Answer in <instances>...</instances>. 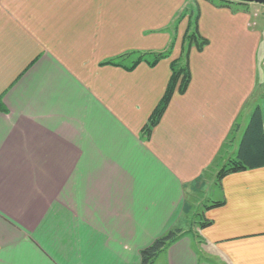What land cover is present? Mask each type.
I'll return each mask as SVG.
<instances>
[{"label": "crops", "instance_id": "obj_1", "mask_svg": "<svg viewBox=\"0 0 264 264\" xmlns=\"http://www.w3.org/2000/svg\"><path fill=\"white\" fill-rule=\"evenodd\" d=\"M188 5L208 43L146 134ZM171 43L155 66L129 68ZM0 99V264H141L180 226L188 188L227 143L238 150L256 105L264 124V5L0 0ZM219 197L211 224L153 264H264V167L225 174Z\"/></svg>", "mask_w": 264, "mask_h": 264}, {"label": "trees", "instance_id": "obj_2", "mask_svg": "<svg viewBox=\"0 0 264 264\" xmlns=\"http://www.w3.org/2000/svg\"><path fill=\"white\" fill-rule=\"evenodd\" d=\"M222 1L225 3L233 2L231 0ZM186 14L190 16L191 21L183 37L182 54L171 62V76L166 91L144 127L146 134H150L153 127L159 122L173 95L175 93L183 94L187 91L192 79L189 66V54L192 48L195 47L198 50H202L208 43L207 39L198 31L197 23L199 13H197L191 5H188L180 14L175 23V27L177 28V23L181 18L185 17ZM172 47L173 43H171L170 47L165 51L135 53L134 55L137 56V58L129 68L136 67L141 61H146L150 66H155L161 59L170 56ZM110 63L117 64L114 61H110ZM3 107L4 105L0 99V109ZM259 167H264V124L261 108L259 105H256L242 136L238 150L234 157L230 158L221 170L219 179L231 172ZM209 224H211V221L203 222L201 227L203 228ZM182 235H184V233L179 227L169 230L152 245L141 251V264H153L161 252L178 240Z\"/></svg>", "mask_w": 264, "mask_h": 264}, {"label": "rangeland", "instance_id": "obj_3", "mask_svg": "<svg viewBox=\"0 0 264 264\" xmlns=\"http://www.w3.org/2000/svg\"><path fill=\"white\" fill-rule=\"evenodd\" d=\"M249 121L250 116L248 117L246 126H244L240 135V141ZM236 150L237 149L235 146L229 145L227 143L217 163L205 173L203 179L188 188L185 212L179 226L184 234H191L193 237L198 236L200 229L202 228L201 224L203 222L209 221L205 215V211L209 207L219 203L217 201L220 199V172L230 160V158L234 157Z\"/></svg>", "mask_w": 264, "mask_h": 264}, {"label": "water", "instance_id": "obj_4", "mask_svg": "<svg viewBox=\"0 0 264 264\" xmlns=\"http://www.w3.org/2000/svg\"><path fill=\"white\" fill-rule=\"evenodd\" d=\"M231 1H236V2H241V3H255V4L264 5V0H231Z\"/></svg>", "mask_w": 264, "mask_h": 264}]
</instances>
